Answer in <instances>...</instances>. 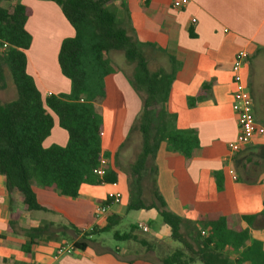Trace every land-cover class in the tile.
<instances>
[{"label":"crops","instance_id":"obj_1","mask_svg":"<svg viewBox=\"0 0 264 264\" xmlns=\"http://www.w3.org/2000/svg\"><path fill=\"white\" fill-rule=\"evenodd\" d=\"M13 1L31 11L25 25L32 38L26 51L27 71L41 92L49 95L50 91L39 86L44 68L33 65L29 52L34 45L38 51L54 53L74 31L50 1ZM114 6L117 19L127 22L138 42L174 60L176 68L165 106L169 127L198 140V149L190 159L171 150L166 141L159 145L156 185L167 209L182 218L220 214L228 226L248 230L247 244L255 240L264 251V127L251 119L253 113L264 123V0H115ZM55 59L53 75L63 79L57 56ZM114 83L125 106L119 133L125 137L141 101L122 73L114 76ZM241 115L251 119L244 144L239 143ZM54 132H58L56 139L51 137ZM66 142L67 136L54 127L44 146H65ZM122 180L120 174L112 185L118 189L115 191L108 190L111 184L84 186L76 199L34 185L37 202L46 211L26 212L16 198L10 205L0 174V264H152L140 247L135 248L137 244L115 242L111 233L87 237L83 249L74 248L70 255L56 256L55 252L64 243L80 242L81 235L73 241L40 242L27 253L23 250L28 238L21 230L43 223L72 225L81 234L105 228L108 217L96 219L94 210L104 205L108 195L119 196L118 202L108 206V215L120 218L118 226L128 219L127 230L141 224L147 232L138 229L139 236L171 245L170 229L163 223L156 228V235H150L151 224L157 225L161 219L156 210L126 211L129 194ZM10 221L16 223L15 229L10 228ZM19 228L20 236L16 234Z\"/></svg>","mask_w":264,"mask_h":264},{"label":"trees","instance_id":"obj_2","mask_svg":"<svg viewBox=\"0 0 264 264\" xmlns=\"http://www.w3.org/2000/svg\"><path fill=\"white\" fill-rule=\"evenodd\" d=\"M46 1L59 7L74 31L61 42L57 55L60 73L70 83L68 94L44 95L38 88L27 71L26 51L32 38L25 25L31 11L13 0H0V89L6 88L8 76L16 92L13 101L0 103V174L10 205L16 198L26 212L46 211L37 202L34 185L76 199L82 187L115 185L124 173L129 194L126 211L156 210L176 248L142 238L136 226L125 232L116 230L120 218L107 214V226L87 234L72 225L54 223L21 230L28 238L23 250L27 253L33 245L61 238L73 241L80 235L81 241H74L73 247L83 249L87 237L111 233L115 242L137 244L152 264H264L261 244L255 240L247 244L248 230L228 226L220 214L176 216L158 192L155 156L159 145L166 141L186 159L198 149L195 136L169 127L165 106L174 60L138 42L127 22L117 19L115 0ZM155 64L156 70L151 67ZM119 72L141 101L125 137L119 135L125 106L114 83ZM54 117L67 142L45 147ZM251 119L264 127L253 113ZM135 137L141 148L131 163L128 155ZM216 182L221 190L218 176ZM118 201L119 196L108 195L102 203L109 206ZM15 227L10 221V228ZM203 230L207 231L204 237ZM16 234L20 236V228Z\"/></svg>","mask_w":264,"mask_h":264},{"label":"rangeland","instance_id":"obj_3","mask_svg":"<svg viewBox=\"0 0 264 264\" xmlns=\"http://www.w3.org/2000/svg\"><path fill=\"white\" fill-rule=\"evenodd\" d=\"M58 49H59V47H58ZM58 49L54 53H52V51L41 52V51L37 50V46L33 45L31 47L30 52H29V56L31 58V62L33 63V65H35L40 70H42V67L44 68L42 70V75H41V78L43 80V84L42 85L39 84V86H41L43 89H47L53 95L68 94L69 93V89H68L69 88V82H68V80L64 77H63V79H56L53 75L52 62L53 61L55 62V60H56L55 58L57 56ZM151 67L154 70H156L158 68V65L155 64V65H152ZM48 72H50L49 75H48ZM61 78H62V76H61ZM5 82L7 84L6 88L3 90L0 89V103L1 104L13 101L16 98V92H15L14 85L8 76H6ZM54 127H55V130H59V132H61V134L64 133L66 135V133L58 127L57 120L55 117H54ZM57 133L58 132H54L51 137L53 139H56L58 137L56 135ZM134 140H135V142L132 144V146L129 150V155H128V158H129L128 160L131 163L135 161L137 154L139 153L140 148H141L139 138L135 137ZM53 144H51V145H53ZM51 145H49V146H51ZM55 145H58V144H55ZM49 146H46V147H49ZM126 178H127V175L122 173V179H123L122 181L125 182V186L127 183ZM115 189H116V186H112V185L108 186V190H114L115 191ZM116 190H118V189H116ZM110 192H112V191H110ZM127 224H128V219H124L121 226L119 225L117 227V230H120L121 232H125L127 230V228H126ZM161 224H162L161 219H160V221H158L157 225H154L153 223L151 224V228H152V231L150 234L151 236H154L157 234L156 228H158V226H161ZM106 234L108 235V233H106ZM171 243L172 244L171 245L169 244V245L172 248H176L175 243H173V242H171ZM135 248H139V246H135ZM195 264H199V263H195Z\"/></svg>","mask_w":264,"mask_h":264},{"label":"built area","instance_id":"obj_4","mask_svg":"<svg viewBox=\"0 0 264 264\" xmlns=\"http://www.w3.org/2000/svg\"><path fill=\"white\" fill-rule=\"evenodd\" d=\"M239 123H240L239 143L244 144L247 141V138L250 134L251 119L247 116L241 115L239 118ZM107 214H108V206H106V205L97 206L94 210V216L96 219H100V218L106 219ZM137 228L144 233L147 232V228L141 224H139L137 226ZM201 235L203 237L206 236L207 231L203 230L201 232ZM73 251H74L73 245L68 244V243H64L57 248L55 253H56V256L70 255Z\"/></svg>","mask_w":264,"mask_h":264}]
</instances>
